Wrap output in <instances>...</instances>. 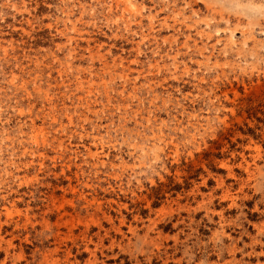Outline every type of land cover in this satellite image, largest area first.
I'll list each match as a JSON object with an SVG mask.
<instances>
[{"label":"rangeland","instance_id":"obj_1","mask_svg":"<svg viewBox=\"0 0 264 264\" xmlns=\"http://www.w3.org/2000/svg\"><path fill=\"white\" fill-rule=\"evenodd\" d=\"M0 264H264V0H0Z\"/></svg>","mask_w":264,"mask_h":264}]
</instances>
